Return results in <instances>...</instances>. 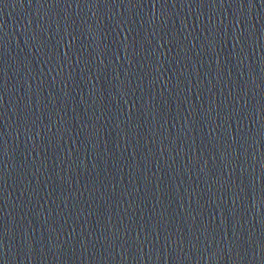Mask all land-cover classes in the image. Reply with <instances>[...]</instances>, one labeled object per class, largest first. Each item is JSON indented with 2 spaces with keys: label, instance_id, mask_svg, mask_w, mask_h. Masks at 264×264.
<instances>
[{
  "label": "water",
  "instance_id": "1",
  "mask_svg": "<svg viewBox=\"0 0 264 264\" xmlns=\"http://www.w3.org/2000/svg\"><path fill=\"white\" fill-rule=\"evenodd\" d=\"M0 264H264V0H0Z\"/></svg>",
  "mask_w": 264,
  "mask_h": 264
}]
</instances>
